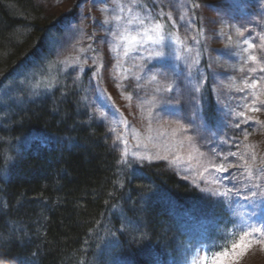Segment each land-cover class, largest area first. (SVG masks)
Listing matches in <instances>:
<instances>
[{
	"label": "trees",
	"instance_id": "16d2710c",
	"mask_svg": "<svg viewBox=\"0 0 264 264\" xmlns=\"http://www.w3.org/2000/svg\"><path fill=\"white\" fill-rule=\"evenodd\" d=\"M51 29L36 0H0L1 84ZM212 78L202 106L214 126ZM79 89L27 100L0 123V264H183L193 248L211 261L231 247L229 208L163 164L120 163Z\"/></svg>",
	"mask_w": 264,
	"mask_h": 264
},
{
	"label": "rangeland",
	"instance_id": "374dc122",
	"mask_svg": "<svg viewBox=\"0 0 264 264\" xmlns=\"http://www.w3.org/2000/svg\"><path fill=\"white\" fill-rule=\"evenodd\" d=\"M36 3L42 6L45 14L51 16L56 24H60L61 30L48 31L40 55L37 58L30 57L27 65L20 67L11 77L4 78L2 84L0 83V123L7 116H15L17 114L15 111L21 110L27 100L44 96L55 89L77 87L85 89L84 99L90 115L104 126L121 159L127 149V164L147 165L157 162L186 182L189 181L195 186L193 183L195 180L201 187H205L204 182L198 177L183 171L185 165L176 167L163 159H155L159 153L161 156L168 155L171 160L175 151H166V146L183 139L185 135L194 137V143L199 151L205 154L201 158L203 160L210 159L215 164L224 162L225 167L229 162L242 163L237 157L232 156H228L227 162L223 161V156L214 155L212 149L215 148L216 152L224 155L229 151L239 152L250 164L251 155L255 153L254 171L264 162V125L256 123L264 121V107L259 103H252L254 97L249 95L251 89L238 92L231 87L233 84L236 87H244L245 79L251 84L253 79L264 76V73L259 71V65L248 59L249 55H256L258 60L264 59V49L248 47L253 43L259 45L260 35H264V0H155V3L153 0H138L137 5H132V0H36ZM140 4L151 9V15L165 25L166 39L163 48L166 58L163 68L159 60L140 58L148 56L145 49L159 50V45L151 42L137 44L125 56L126 42L118 39L130 14L127 10L119 13L123 20L118 26V23L112 20L119 12L117 5H122L125 9L132 6L133 12L139 10L141 15H147L144 9L139 7ZM194 4L200 6L192 8ZM160 9L165 13L171 12L175 26L167 15L163 17L158 15ZM182 14L185 15L183 21L180 20ZM106 19L109 20L107 24L103 23ZM189 19L192 21L191 27L188 26ZM146 23L150 24L151 21ZM169 32L178 35L182 43L176 44L168 39ZM131 34H136L134 28ZM193 36L199 43L192 39ZM245 40L248 44L244 43ZM185 45L192 49L191 53L186 51ZM245 48H248L247 52L244 51ZM197 53L199 64L193 68L192 77H189L185 60L190 63L191 57H195ZM77 58L79 63H76ZM209 64L212 65L211 69L208 67ZM172 67L181 74L177 81L181 98V104L177 107L182 109L181 116L164 110L170 107L163 102L164 98L172 99L176 95L175 91L170 94L155 92L158 82L160 84L166 82L160 73ZM252 67H256L257 72L250 73L248 70ZM197 70L207 76V80L208 77H213L210 83L218 104V114L221 115L218 123L214 126L208 123L209 127L201 128L199 132L194 126H189L187 133H178L174 138L169 135L157 136L155 130L161 126L168 132L177 128V120L188 126L187 119L182 117L188 114L190 101L194 104L192 97L199 99L202 105L207 80L199 93L193 92L192 87L197 82L195 79ZM154 74L157 75V81L149 82V78ZM137 76L140 77L139 80L136 79ZM98 81L100 87L104 89L105 96L110 97L107 102L96 88ZM262 87L264 80H260L257 91ZM246 95L247 100H242ZM153 96L156 100L150 105L148 101H152ZM260 99L264 100V95H261ZM11 102L17 110L10 108ZM241 104L250 107H241ZM225 105L234 112H245L244 117L238 118L241 121L239 128L229 126L230 123L236 122L237 117L234 114L228 115V108H225ZM150 107L151 127L154 130L152 132H149ZM251 107H260L261 111L253 112L250 110ZM100 112L104 113L103 117L99 115ZM248 117L253 119L247 120ZM246 120V123L243 122ZM118 136L120 139H117ZM149 136L152 137L151 140L148 139ZM124 140H127L126 145L123 143ZM222 140H228L229 143H220ZM132 152L152 155L154 158L149 163L133 157ZM180 155H187V143ZM122 172L123 170L120 172L121 175ZM235 172L237 169L229 168L228 172L216 173L215 169L210 167L204 176L212 180L220 175L228 177L230 173ZM224 183L230 185L231 181L226 180ZM229 210L232 213L233 210L231 208ZM235 211L238 215L234 217L235 227L230 233L233 238L231 245L242 246L226 248L222 252L227 253L225 256L216 255L218 264H264V237L251 234L250 229H247L250 234L244 236L239 228V215L244 212L242 202L235 206ZM256 226L260 227L259 224ZM186 264H192V259ZM196 264H206L203 252L196 259ZM209 264H213V260Z\"/></svg>",
	"mask_w": 264,
	"mask_h": 264
},
{
	"label": "snow or ice",
	"instance_id": "6c2138e0",
	"mask_svg": "<svg viewBox=\"0 0 264 264\" xmlns=\"http://www.w3.org/2000/svg\"><path fill=\"white\" fill-rule=\"evenodd\" d=\"M153 3H155V0H153ZM138 0H132V5H137ZM199 4H194L191 7L192 8H198ZM119 12L112 17V20H115L118 23L123 20V17L119 14L121 12H124L127 10V12L130 14L127 21L124 22L122 27V32L118 36V39L125 41L124 46V55L127 56L129 54V50L134 47L137 44H146L148 42H151L152 44L159 45V50H148V56L147 57H140L141 59H147V60H159L161 61V67L163 68L165 66L164 61L166 58V53L164 51V43H165V34H164V28L165 25L161 23L159 20L155 19L151 15V9H149L146 5L140 4L139 7L144 9V12L147 13V15H141L139 10L137 12H133V7L129 6L127 9H125L122 5H117ZM106 11V9H105ZM158 15L160 17H163L165 15L168 16V19L172 21L173 26H175V21L172 20L171 12L165 13L163 9H160L158 12ZM185 15L182 14L180 16V20H184ZM146 21H151L150 24L146 23ZM103 23L107 24L109 23V20H105ZM188 26H192V21L189 19ZM136 30V34L132 35L131 31L132 29ZM116 35V34H114ZM242 35V33H241ZM259 35V33H257ZM168 39H171L173 43L181 44L182 41L180 40L179 36L176 35L173 32H169ZM193 40H196V37H192ZM260 41L261 43L259 45L257 44H249L248 47L255 49L259 47L260 49H264V35H260ZM196 43H199L198 40H196ZM245 44H248V41H244ZM186 51L191 53L192 49L190 47H187L185 45ZM113 50H115V46L113 47ZM83 51V49H81ZM245 52L248 51V48L244 49ZM199 53L196 54L195 57H191V62L189 63L188 60H185V65L188 69V76L192 77V70L199 64L198 59ZM177 59H181V57H177ZM248 59L251 61H254L259 65V71L261 73H264V59L258 60L256 55H249ZM79 58H77L76 63H79ZM95 62V61H94ZM86 63V61H85ZM209 69H211L212 65H208ZM240 71H243V69H240ZM250 73L257 72L256 67H252L248 70ZM161 76L165 78L164 83L160 84L158 82V86L155 89L156 93H162V94H170L175 91L176 95L172 99H168L167 97L164 98L163 102L170 106L165 108V111H169L171 114L181 116L182 109L177 107L181 104V98H180V87L177 81L180 79V73L176 70L175 67L170 68L168 71H162L160 73ZM139 76L136 77L137 80H139ZM196 83L192 87V91L199 93L201 89L204 87V83L207 80V76H205L203 73L199 72V70L196 71ZM260 80H264V76H261L259 79H253L252 83L249 84L248 80L245 79L243 81L244 87H236L235 84H233L231 87L235 88L238 92H244L245 89H251L252 91L249 93V95L253 96L254 99L252 101L253 104L259 103L262 107H264V100L260 99L261 95H264V87L259 89L257 91V85L260 83ZM157 81V75H152L149 78V82ZM191 79L189 80V83H191ZM96 88L100 94L101 97L105 99L107 102L110 97H106L104 93V89L100 87L99 81L96 84ZM130 99V97H129ZM156 100V97L153 96L152 101H148L150 105H152L153 101ZM192 101H194V104H191L190 101V107L188 114L182 119H187L188 126H185L181 123L180 120L176 121V124L178 125L177 128L171 129V132H168L166 129L161 126L159 129H156L157 136L160 135H169L170 137H176L178 133H187L189 130V126H194L196 131L199 132L201 128H208L209 124L207 123V119L204 114V108L200 104L199 99L192 97ZM242 100H247V95L242 98ZM241 107L248 108L250 107L247 104H241ZM225 108H228L227 105L224 106ZM251 111L253 112H259L261 111L260 107H251ZM235 115L237 117L236 122L230 123L229 126H234L236 128L240 127L241 121L238 119L239 117H244L245 112H234L233 109L228 108V115ZM99 115L101 117L104 116L103 112H100ZM148 118H149V132L154 131L151 127V120H152V109L151 107L148 110ZM252 117H248L247 120H252ZM243 121V122H247ZM257 124L264 125V121H257ZM245 131V138H247V133ZM117 139H120L118 136ZM149 140L152 139L151 136L148 137ZM123 143L126 145L127 140H124ZM185 143H187V155L182 156L180 155L181 150L185 149ZM220 143L227 144L229 143L228 140H222ZM166 151H175V155L171 160H169L168 155L161 156L159 153L156 154L155 159H163L165 161H168L170 165L180 167L181 164L185 165L183 171L185 173L193 174L194 176L198 177L200 180L204 182L206 185L205 187H201L199 183H197L195 180H193V183L197 188L200 189L201 192L205 193L208 197L214 198L217 202L225 204L226 207L231 208L232 216L236 217L238 214L235 211V206L237 204H240L242 202V206L244 208L243 214L239 215V228L240 231L243 232L244 236H248L250 233L247 231V229L251 230V234H258L260 237H264V162L261 163L259 167L253 170V164L256 162V155L253 153L251 155V161L252 163H249V160L245 159L244 155H241L239 152L229 151L227 155H224L221 152H216L215 148L212 149L215 156H223V161H228V156L237 157L238 161H241L242 163H231L229 162L227 164V167H225V163L221 162L220 164L213 163L212 160H203L201 159L204 157V153L199 151V148L194 143V137L190 135H185L183 139L177 140L174 143H172L169 146H166ZM131 155L139 160H146L149 163L152 162L153 156L152 155H141L139 152H132ZM128 152L127 149H125L122 159L120 163L127 165ZM214 168L216 173H224L228 172L229 168H235L237 169V172L230 173L228 177H224L222 175L215 177L212 180H209L204 176L205 172L209 171V168ZM202 169V171H201ZM185 179H187V175L185 176ZM226 180L231 181L230 185L224 183ZM238 181V182H237ZM223 188V190H221ZM259 224L260 227H257L256 225ZM243 237H241L242 239ZM238 246L233 244L232 247L236 248ZM193 250L196 252V255L192 258V264H196V259L200 256L201 252H204L205 249L203 247L200 248L199 251ZM227 253H218L217 255L225 256ZM204 260L207 261V256H204ZM213 264H218L216 260V256H213Z\"/></svg>",
	"mask_w": 264,
	"mask_h": 264
}]
</instances>
